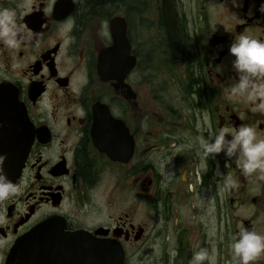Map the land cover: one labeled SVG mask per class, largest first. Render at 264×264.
Wrapping results in <instances>:
<instances>
[{
  "label": "flooded vegetation",
  "instance_id": "flooded-vegetation-1",
  "mask_svg": "<svg viewBox=\"0 0 264 264\" xmlns=\"http://www.w3.org/2000/svg\"><path fill=\"white\" fill-rule=\"evenodd\" d=\"M262 3L0 0L25 37L0 42V84L34 134L21 193L0 206V264L45 223L122 249L124 264H190L213 247L234 264L238 225L264 234V181L223 153L202 159L197 138L241 125L264 138V112L228 93L229 46L264 40ZM217 169L239 187L221 194Z\"/></svg>",
  "mask_w": 264,
  "mask_h": 264
},
{
  "label": "clouds",
  "instance_id": "clouds-1",
  "mask_svg": "<svg viewBox=\"0 0 264 264\" xmlns=\"http://www.w3.org/2000/svg\"><path fill=\"white\" fill-rule=\"evenodd\" d=\"M234 7L239 8L242 0H232ZM264 13V3L260 9ZM22 25H18L16 13L4 9L0 10V42L8 49H16L23 42ZM229 55L232 70L236 75L235 81L228 89L233 97H246L255 104V109L264 112V40L254 38L247 34H240L229 46ZM259 103L256 104V101ZM243 118V117H241ZM205 124L211 128L207 114L204 117ZM202 159L215 157L221 153L228 160H234L244 177H253L258 181H264V138H261L255 127L241 125L238 128H221L211 139H205L203 135L197 138ZM2 159V158H0ZM224 183L220 189L225 191L239 187L238 181L230 174L223 173ZM21 185H18L0 175V201H6L21 193ZM214 235V234H213ZM229 252L234 264H262L264 262V234L254 228H246L238 225V231L230 237ZM217 264L216 249L209 252L201 248L192 254L190 264Z\"/></svg>",
  "mask_w": 264,
  "mask_h": 264
},
{
  "label": "water",
  "instance_id": "water-1",
  "mask_svg": "<svg viewBox=\"0 0 264 264\" xmlns=\"http://www.w3.org/2000/svg\"><path fill=\"white\" fill-rule=\"evenodd\" d=\"M0 84V175L16 183L33 145L34 134L18 92H3ZM3 201H0V206ZM122 249L96 241L85 232L68 233L45 223L22 238L8 264H124Z\"/></svg>",
  "mask_w": 264,
  "mask_h": 264
}]
</instances>
